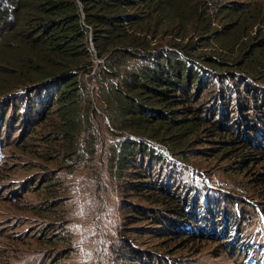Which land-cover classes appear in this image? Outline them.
I'll use <instances>...</instances> for the list:
<instances>
[{
  "label": "trees",
  "instance_id": "1",
  "mask_svg": "<svg viewBox=\"0 0 264 264\" xmlns=\"http://www.w3.org/2000/svg\"><path fill=\"white\" fill-rule=\"evenodd\" d=\"M0 28V52L15 64L0 61V72L19 81L10 91L24 90L14 95L12 119L0 107V166L5 127L20 120L18 147L35 145L30 152L47 162L76 163L85 148L96 153L93 117L100 116L115 138L104 153L109 177L152 204L126 208L128 217L153 225L137 227L138 235L174 245L210 238L240 252L234 232L256 211L232 190L249 197L258 189L263 198L262 179L252 178V188L227 183L226 193L183 171L203 168L192 159L206 157L231 161L244 175L264 156L263 2L0 0ZM211 44L216 48L204 50ZM120 239L109 255L116 264L180 263L173 245H160V255L127 234Z\"/></svg>",
  "mask_w": 264,
  "mask_h": 264
},
{
  "label": "rangeland",
  "instance_id": "2",
  "mask_svg": "<svg viewBox=\"0 0 264 264\" xmlns=\"http://www.w3.org/2000/svg\"><path fill=\"white\" fill-rule=\"evenodd\" d=\"M257 2L261 4L264 0ZM205 46L204 50L208 51L216 48L214 44ZM0 56H3L0 61L14 67V63L8 62L6 52H0ZM3 63L0 65L4 66ZM7 81L13 83L6 85ZM18 84L19 81H14L11 75L0 72V107L6 108L10 119L19 103V98L14 95L24 91H10ZM93 121L97 151L93 154V149L85 148L76 163L71 160L61 162L59 158L47 162L30 152L35 145L18 147L16 142L24 129L20 120L13 127L3 129L5 163L0 166V264H116L109 255L124 234L139 244L142 250L153 253L158 250L160 255L163 246L173 245L169 251L179 259V264H239L249 257L253 260L250 264L256 263V258H260L259 262L264 260V197H258V189L251 191L249 197L242 195L244 189L232 190L236 192L234 196L239 194L242 197L240 200L248 211H256L254 217L244 220L234 232V238L242 245L238 254L226 252L224 245L210 238L185 240L174 245L172 239L161 243L158 237L138 235L140 230L137 227L153 225L128 217L132 213L126 208L131 203L152 204L130 197L109 177L104 153L115 138L106 127L107 119L95 116ZM205 158L192 159L205 164L201 169L185 167L184 178L195 181L201 187L231 193L227 183L230 187L234 182L249 187L252 178L259 176L262 181L258 188L264 189V175H261L264 174V156L244 175L234 173L236 168L231 161L216 162ZM72 164V167L68 166ZM46 184L51 185L45 187ZM49 189L56 195L49 193ZM53 228L58 231L52 232ZM63 231L64 237L61 238Z\"/></svg>",
  "mask_w": 264,
  "mask_h": 264
},
{
  "label": "built area",
  "instance_id": "3",
  "mask_svg": "<svg viewBox=\"0 0 264 264\" xmlns=\"http://www.w3.org/2000/svg\"><path fill=\"white\" fill-rule=\"evenodd\" d=\"M170 159H173V157L171 155H169Z\"/></svg>",
  "mask_w": 264,
  "mask_h": 264
}]
</instances>
